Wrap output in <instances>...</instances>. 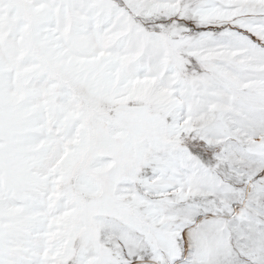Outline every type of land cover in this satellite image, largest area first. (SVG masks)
I'll list each match as a JSON object with an SVG mask.
<instances>
[{"label":"snow or ice","instance_id":"obj_1","mask_svg":"<svg viewBox=\"0 0 264 264\" xmlns=\"http://www.w3.org/2000/svg\"><path fill=\"white\" fill-rule=\"evenodd\" d=\"M0 264H264V0H0Z\"/></svg>","mask_w":264,"mask_h":264}]
</instances>
